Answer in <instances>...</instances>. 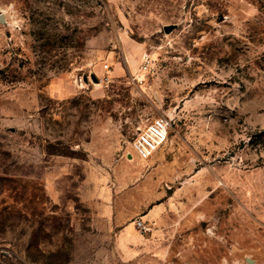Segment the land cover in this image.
Returning a JSON list of instances; mask_svg holds the SVG:
<instances>
[{"label":"rangeland","instance_id":"1","mask_svg":"<svg viewBox=\"0 0 264 264\" xmlns=\"http://www.w3.org/2000/svg\"><path fill=\"white\" fill-rule=\"evenodd\" d=\"M1 14L0 264H264V0Z\"/></svg>","mask_w":264,"mask_h":264},{"label":"built area","instance_id":"2","mask_svg":"<svg viewBox=\"0 0 264 264\" xmlns=\"http://www.w3.org/2000/svg\"><path fill=\"white\" fill-rule=\"evenodd\" d=\"M170 123L165 118H159L141 129L132 142V148L142 159L152 158L161 150L169 140ZM141 232L149 231V228L139 220L137 222Z\"/></svg>","mask_w":264,"mask_h":264},{"label":"water","instance_id":"3","mask_svg":"<svg viewBox=\"0 0 264 264\" xmlns=\"http://www.w3.org/2000/svg\"><path fill=\"white\" fill-rule=\"evenodd\" d=\"M0 23H5L4 15L3 14L0 15ZM174 29H175V26H166L164 28V30H165V32L167 34H170Z\"/></svg>","mask_w":264,"mask_h":264},{"label":"crops","instance_id":"4","mask_svg":"<svg viewBox=\"0 0 264 264\" xmlns=\"http://www.w3.org/2000/svg\"><path fill=\"white\" fill-rule=\"evenodd\" d=\"M153 219H155L156 221H158V218H157V216L155 215V217L153 218ZM127 230H128V228H127ZM126 230V231H127ZM127 233V232H126Z\"/></svg>","mask_w":264,"mask_h":264}]
</instances>
